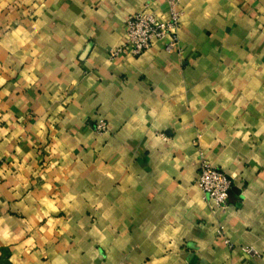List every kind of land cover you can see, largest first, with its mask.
<instances>
[{"label":"crops","instance_id":"obj_1","mask_svg":"<svg viewBox=\"0 0 264 264\" xmlns=\"http://www.w3.org/2000/svg\"><path fill=\"white\" fill-rule=\"evenodd\" d=\"M146 4L168 18V0H0V264H264V0H181L172 52L111 57Z\"/></svg>","mask_w":264,"mask_h":264},{"label":"built area","instance_id":"obj_2","mask_svg":"<svg viewBox=\"0 0 264 264\" xmlns=\"http://www.w3.org/2000/svg\"><path fill=\"white\" fill-rule=\"evenodd\" d=\"M180 3L181 0H168L167 19L158 18L148 10L147 4L141 10L127 16L124 20V42L119 47L109 50V55L115 57L127 53L138 56L150 48L153 40L164 38H168L164 46L165 52H172L178 42L176 31L181 17ZM93 129L98 134H104L108 128L105 120L100 119L94 123ZM195 184L201 191L203 200L212 204L215 211L226 210L231 182L224 172L208 163L202 154H199ZM216 233L220 236L223 234L221 226L217 227ZM224 243L228 247L232 246L227 239H224ZM239 249L250 258L259 257V253L251 246H240Z\"/></svg>","mask_w":264,"mask_h":264}]
</instances>
